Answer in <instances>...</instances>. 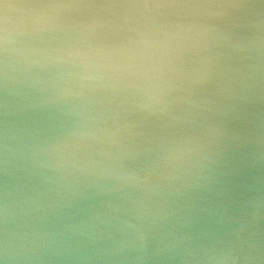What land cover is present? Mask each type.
<instances>
[{"label":"water","instance_id":"95a60500","mask_svg":"<svg viewBox=\"0 0 264 264\" xmlns=\"http://www.w3.org/2000/svg\"><path fill=\"white\" fill-rule=\"evenodd\" d=\"M0 264H264V0H0Z\"/></svg>","mask_w":264,"mask_h":264}]
</instances>
